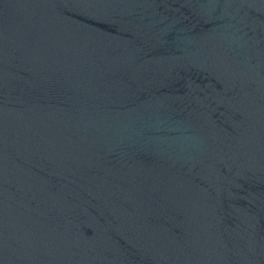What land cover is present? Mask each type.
<instances>
[{"label":"water","instance_id":"water-1","mask_svg":"<svg viewBox=\"0 0 264 264\" xmlns=\"http://www.w3.org/2000/svg\"><path fill=\"white\" fill-rule=\"evenodd\" d=\"M0 264H264V0H0Z\"/></svg>","mask_w":264,"mask_h":264}]
</instances>
